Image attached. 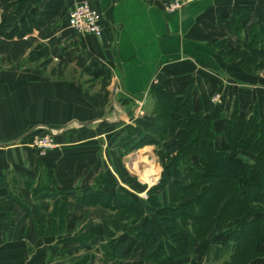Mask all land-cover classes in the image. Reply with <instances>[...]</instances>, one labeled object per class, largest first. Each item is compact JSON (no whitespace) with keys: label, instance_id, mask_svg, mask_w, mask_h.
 <instances>
[{"label":"crops","instance_id":"0c3cea01","mask_svg":"<svg viewBox=\"0 0 264 264\" xmlns=\"http://www.w3.org/2000/svg\"><path fill=\"white\" fill-rule=\"evenodd\" d=\"M78 1L29 2L38 18L32 34L57 41L50 65L42 67L27 55L13 61L0 54V264H52L50 257L61 254L59 237L41 234L58 199H35L24 183L35 184L42 166L60 189L93 184L112 169L116 150L131 151L136 145V102L152 87L181 96L191 85L195 106L205 111L219 93L217 129L236 100L241 114L257 103L264 115V69L243 70L226 50L238 53L253 29L264 32V0H192L172 13L164 10V0H88L105 15L101 37L79 36L68 27V12ZM58 63L64 69L60 76L51 74ZM103 78L109 81V101L100 106L84 89L99 91ZM149 117L146 113L138 120L147 125ZM50 131L56 132L59 147L39 156L29 138ZM127 166L134 173L130 158ZM83 218L80 211L67 212L66 229L73 231ZM87 229L100 236L102 223L92 219ZM91 245L96 247L86 264H106L100 246ZM132 246L130 241L119 263L131 258L149 264L144 246L138 244L142 255ZM79 250L72 247L71 254ZM202 253L204 248L195 247L174 264L223 263ZM249 264H264V257Z\"/></svg>","mask_w":264,"mask_h":264},{"label":"trees","instance_id":"16d2710c","mask_svg":"<svg viewBox=\"0 0 264 264\" xmlns=\"http://www.w3.org/2000/svg\"><path fill=\"white\" fill-rule=\"evenodd\" d=\"M29 2L0 0V54H8L13 61L27 55L31 62L47 67L58 52L57 41L53 37L41 41L32 34L38 27V18ZM261 29L264 31V25ZM226 50L239 61L243 70L264 69V32L253 29L246 48L238 53L229 47ZM63 70L58 63L52 67L51 74L60 76ZM108 84L103 78L99 91L90 92L89 86L84 93L95 104L106 105ZM192 90L189 85L181 96L160 86L150 90L155 104L150 130L173 133L171 130L176 129L174 138L166 147L158 149V154L165 167L177 169L178 176L172 186L179 191L177 202L180 205H174V201L160 204L156 187L151 189L144 207L147 216L137 222L134 238L142 242L144 260L149 264H171L191 252L195 242H204L202 248L206 253L227 254L222 264H249L253 259L264 257V115L257 103H252L249 111L241 114L236 100L223 127L217 129L215 121L221 116L220 103H213L210 98L211 108L199 109L194 104ZM242 153H248L251 159L247 160ZM103 176H97L90 185L60 189L54 176L40 166L37 182L24 183L35 199H58L49 215V225L41 231L52 236L65 233L59 243H69L61 252L68 256V261L56 264H86L91 254L71 255L70 243L85 246L96 238L92 231L76 237L66 233L69 211L82 212L84 222L101 221V236L105 239L100 244L102 261L116 259L129 246L130 237L122 234L132 219L142 216L134 202L125 201L104 187H113L114 181L107 176L101 181ZM65 196L67 200L61 199ZM15 200L24 202L21 197ZM196 224H202L199 235L193 231ZM217 233L222 236L221 242L212 240Z\"/></svg>","mask_w":264,"mask_h":264},{"label":"rangeland","instance_id":"374dc122","mask_svg":"<svg viewBox=\"0 0 264 264\" xmlns=\"http://www.w3.org/2000/svg\"><path fill=\"white\" fill-rule=\"evenodd\" d=\"M148 94H150V92ZM148 94H146V93L143 94V96H142L143 98L141 99L142 102L139 101L140 99L138 100V102H136V104L138 106V110H139L138 111L139 115L135 120V121H137V124L139 126V128L137 129V132H136V136H135V138L137 140L136 145L134 146V148L131 151L123 152V151L116 150L117 161L114 163V166L112 167V169H106V172L102 173L104 176L102 178H100V180L102 181L104 179V177L107 176L111 181H114L113 187H111L112 185L107 186V187L104 186V187L106 189H108V191L110 193L119 195L125 201L134 202V205L136 206L135 208H136L138 214H140V216H142V218L137 219V220L132 219L130 221V224H129L127 231L122 234V236L128 235L130 237L132 244H133V246L130 248L134 249L136 252H138L139 255H142V254H141V250L138 247V244L139 243L142 244V242H140L139 240H135V238H134V236L136 234L135 227L137 225V222L141 221L145 216H147L146 212L144 211V207H145L146 201L149 198L150 190L153 189L154 187H156L155 193L158 194L160 204L167 205V204L171 203V201H174V205H180L177 202L178 201L177 200L178 199L177 198V196H178L177 192H179V191H178V189H176L172 186V183L174 182V180L177 179V176H178L177 175L178 174L177 169L175 167H165L164 163L162 162L161 156L158 154V149L166 147V145H168V143L174 138V133H175L176 129L171 130L173 133H169V131H165V133H163V131L160 132L157 129H155V131L150 130L151 123L154 121V118H153L154 117V111L153 110L155 108V104H154L152 97ZM146 95H148L147 99H146V97H144ZM142 109L146 110V112L144 113V111ZM141 111H143V113ZM146 113H148L150 115L149 123L147 125L144 124L143 121L138 120L140 118V116H144V115H146ZM152 139L158 140L159 143L152 141ZM145 149L148 150V152H150V155L152 156V159H153V161H152L153 162V168L158 171V175H157L155 181L152 182L151 184L145 183V182L140 180V167L138 166V158H139L140 154L143 152V150H145ZM242 154H243V157H245L247 160L251 159V156L248 153H242ZM129 158H130V163L132 165V169H133L134 173H132L130 171L129 167L127 166V160ZM83 217H84V215H83ZM79 219H81V218H79ZM88 223H89V221L84 222V218H83V220H79L76 223L75 227L73 228V231H68L66 229L65 232L68 234L74 235V237H76L77 235L80 236V235H82L81 233H87L89 231H92V230L87 229ZM201 225L202 224H196L195 229L193 228V231H195L198 235H199V233H201V230L199 229V227ZM64 235H65V233L56 234L53 236H57V238L59 237V239H60L61 237H64ZM210 237H212V236H210ZM221 238H222V236L220 235V233H217L215 236L213 235L212 240H213V242H221ZM59 239H58V243H59ZM104 240L105 239L101 235L98 236V234H96V238L93 239V242L100 246V244ZM203 243L204 242H195L193 250L191 252L186 253V255L187 254L191 255L194 252L195 247L202 248ZM68 245H69V243L63 242V245L60 247V251L62 252V247H64V246L67 247ZM70 245L73 247V249L80 246V250L78 252L74 251V253H72L71 255H73V254L79 255V254H83V253L88 252L92 256V254L94 252V248L96 247V246L93 247L91 244L81 246L80 244H78L76 242H72V243H70ZM194 254H196V253H194ZM68 255H70V254H68ZM100 255H102L101 248H100ZM201 255L203 258H206L207 256H210L211 259L214 258L216 260L219 258L218 260H221V262H223L227 258V254L221 255V256H219V255L216 256L213 251L212 252L210 251L208 253H202ZM144 256H145V253L143 254V258H144ZM182 256H180V257H182ZM67 257L68 256L65 257L61 253V254H59L58 257L52 256L50 258H52V264H56V263H60L59 261H63V260H66V262H67L68 261ZM180 257H178V258H180ZM119 259H121V258L117 257L116 259H114L112 261L106 262V264H120ZM177 259H175V261L171 264L176 263ZM202 261H203V259H201L199 262L201 263ZM125 262H135V261L130 258V259L124 260L122 264H124Z\"/></svg>","mask_w":264,"mask_h":264},{"label":"built area","instance_id":"2783aa9c","mask_svg":"<svg viewBox=\"0 0 264 264\" xmlns=\"http://www.w3.org/2000/svg\"><path fill=\"white\" fill-rule=\"evenodd\" d=\"M192 0H164L163 8L166 12L172 13ZM105 15L100 10L94 8L88 0H80L68 12V27L79 36L92 35L101 37L103 33ZM220 94L215 93L211 97L213 103H220ZM55 131L34 134L29 145L39 156L45 155L50 150L59 147L55 139Z\"/></svg>","mask_w":264,"mask_h":264},{"label":"bare ground","instance_id":"6f19581e","mask_svg":"<svg viewBox=\"0 0 264 264\" xmlns=\"http://www.w3.org/2000/svg\"><path fill=\"white\" fill-rule=\"evenodd\" d=\"M153 159L148 150L143 151L138 158V166L140 167V180L145 183L155 181L158 171L153 168Z\"/></svg>","mask_w":264,"mask_h":264}]
</instances>
